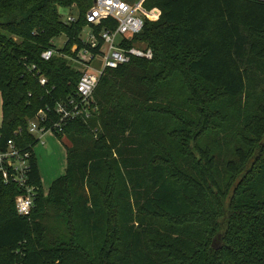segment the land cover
<instances>
[{"label":"trees","instance_id":"trees-1","mask_svg":"<svg viewBox=\"0 0 264 264\" xmlns=\"http://www.w3.org/2000/svg\"><path fill=\"white\" fill-rule=\"evenodd\" d=\"M93 2L0 0V149L13 139L32 151L38 186L22 216V190L0 172V264H264V0H146L161 16L126 45L146 44L153 58L106 70L98 111L55 131L71 144L65 174L45 193L28 124L75 94L84 71L69 56L90 48L82 37ZM60 6H76V21L67 23ZM110 22L93 24L94 33ZM49 48L58 53L44 60ZM139 69L143 88L131 80ZM177 75L181 90L168 84ZM237 113L243 122L231 120ZM218 118L230 120L225 132L215 131ZM221 139L232 153L225 184L213 148ZM151 143L161 152H149Z\"/></svg>","mask_w":264,"mask_h":264},{"label":"built area","instance_id":"built-area-1","mask_svg":"<svg viewBox=\"0 0 264 264\" xmlns=\"http://www.w3.org/2000/svg\"><path fill=\"white\" fill-rule=\"evenodd\" d=\"M145 3L146 0H94L86 13L88 25L84 28L82 37L84 42L90 44V48L78 51V46L75 45L72 51H78L77 57L69 56L90 70L81 75L74 95L57 102L53 111L49 107L40 109L29 121V132L34 134L39 142L50 133L63 132V127L68 121L78 118L86 120L98 111L94 93L106 70L128 63L133 57L153 58V51L149 47L141 48L136 43L126 45V42L134 40L143 31L148 20L157 21L161 16L160 8H147ZM76 19L77 15L71 12L64 18L67 23ZM104 20L111 22L96 35L92 25L101 24ZM99 42L101 46L97 50ZM56 53V48H49L44 50L41 56L44 60H50ZM30 68L38 72L42 85L48 83L45 76L39 75L36 65ZM31 155L32 151L20 148L13 139L7 141L5 150L0 149V172L4 183L13 182L22 190L16 197V208L22 216L32 213L38 193V186L32 182L29 172Z\"/></svg>","mask_w":264,"mask_h":264},{"label":"rangeland","instance_id":"rangeland-1","mask_svg":"<svg viewBox=\"0 0 264 264\" xmlns=\"http://www.w3.org/2000/svg\"><path fill=\"white\" fill-rule=\"evenodd\" d=\"M59 11L60 14L63 16V18H65L69 12L77 14V8L76 6H73L72 9L70 10V8L68 7H63L60 6L59 7ZM87 31V30H86ZM66 41V37L65 35H60L56 38H54V44L56 45L57 49H61L63 48L64 44ZM137 46L143 48V47H147L146 44L143 43H136ZM68 58V57H67ZM69 60L71 61V59L69 58ZM82 68V71L87 72L90 70V68H88L85 65H81L79 64ZM144 74L141 72V70H136L134 71V77H131V80H133V78L135 80H137V82H139V85H135L137 86V88H143V86L145 85L144 83H142L143 85L140 84L141 78H143ZM136 82V81H135ZM183 80L182 78L177 75L174 78L171 79V81L168 82V84L170 85H174L177 86V88H175L176 90L183 88V85L181 86V84H183ZM185 84V83H184ZM261 86V85H260ZM186 91H184L183 97L185 99H187L188 96H186ZM152 108V107H150ZM223 114V113H221ZM245 114V113H244ZM158 118H156V120H161V118H163V113L158 112L155 114ZM222 116V115H221ZM236 118L231 119L232 121H236V123L238 122H243L244 117H239L238 113L236 115ZM215 121H217L218 123L221 124V128L216 129V132H225L226 128H228V125L230 123L229 122L225 123L222 121L221 118L216 119ZM241 126V124H239ZM237 127V126H236ZM171 128V127H170ZM230 129H232L233 131H237V129L235 127L230 126ZM221 134V133H220ZM49 135V134H48ZM48 135H46L42 141H44L45 143L39 142V147L36 149L37 155H38V159H39V164H40V168L41 171L43 173V188L44 191L47 190L50 186V184L52 185V181L61 173H64V171L66 172V157H65V149L68 145H70V140H68V138L64 137L63 139H60L59 137H57L56 135H53L48 137ZM156 134H154L153 131L150 132V138L154 137ZM160 138V144H163V140L164 138L158 136ZM214 137L211 136V139H213ZM221 143L220 145H214V151L216 153V158H217V166H218V172H217V177L219 179V181L223 184L227 183L228 180V174L225 170L226 167V161L229 157H232V153L230 150L231 145L229 144L228 140H220ZM169 142L166 143V145H168ZM150 148H149V152H151V148L155 147L153 145V143L149 144ZM233 145V144H232ZM169 152L173 155L175 153L176 157H179V151L175 148H173V144L169 145ZM159 149L158 147L153 148L152 153L153 152H157ZM160 151V150H159ZM161 152V151H160ZM253 161H250V163L248 164V167L251 168ZM243 175H240L239 178H241ZM56 180V179H55ZM54 182V181H53ZM237 182V181H236ZM232 195H233V191H229V193L225 196L224 198V205L226 206V208H229L230 205V201L232 200ZM219 241L215 242L216 244H218Z\"/></svg>","mask_w":264,"mask_h":264},{"label":"crops","instance_id":"crops-1","mask_svg":"<svg viewBox=\"0 0 264 264\" xmlns=\"http://www.w3.org/2000/svg\"><path fill=\"white\" fill-rule=\"evenodd\" d=\"M2 95H1V92H0V124L2 123ZM52 134L53 133H50L49 135H48V137H50V136H52ZM53 135H55V134H53ZM45 143V142H44ZM39 144V143H38ZM39 147V145H36L35 146V148H34V151H35V155H36V158H37V161H38V166H39V170H40V175H41V180L43 179V173H42V171H41V168H40V164H39V159H38V155H37V152H36V149ZM65 151V157H66V165H67V150L65 149L64 150ZM66 169V168H65ZM65 174V171H64V173H61L60 175H58L55 179H57V178H59V177H61V176H63ZM54 179V180H55ZM53 180V181H54ZM53 181L51 182V183H53ZM42 184H43V181H42ZM44 186V185H43ZM50 187H51V184H50V186H49V188L47 189V190H45V193L47 194L48 192H49V189H50Z\"/></svg>","mask_w":264,"mask_h":264}]
</instances>
